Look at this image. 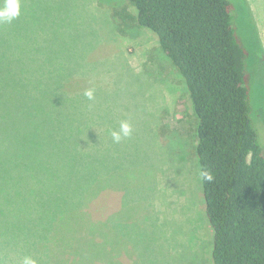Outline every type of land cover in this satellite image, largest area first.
I'll return each mask as SVG.
<instances>
[{
    "label": "rangeland",
    "instance_id": "374dc122",
    "mask_svg": "<svg viewBox=\"0 0 264 264\" xmlns=\"http://www.w3.org/2000/svg\"><path fill=\"white\" fill-rule=\"evenodd\" d=\"M231 1L237 33L248 51L252 119L264 146V0ZM36 4L33 28L23 32L27 50H41L55 64H71L63 73L74 68L78 74L64 79L65 89L84 93L94 89L92 100L85 95L78 99V94L54 96L67 102L48 107L45 113L56 122L48 126L61 129L48 138L53 151L45 156L43 149L37 150L40 135L25 134L19 148L23 161L15 163L17 172L29 173L21 164L29 166L34 159L33 177L55 168L53 196L58 195L50 205L45 203L51 206V221L64 207L79 205L81 193L75 199L71 192L63 198L60 194L68 190L72 178H80L85 164L92 163V197L62 218L61 264H214L213 232L196 155V114L185 80L162 51L157 35L126 17L125 12L136 14L128 0ZM41 107L43 111L46 105ZM9 110L18 116V130L24 125L37 128L44 118L32 104ZM122 121L130 123L132 134L115 143L111 133ZM68 144L74 147V160L69 155L61 164L54 150L68 155L72 151L67 148H73ZM95 154H102L99 165ZM78 182L73 190L84 194L86 186H81V179ZM17 234V226L12 227L9 236ZM68 241L77 255L70 254Z\"/></svg>",
    "mask_w": 264,
    "mask_h": 264
},
{
    "label": "trees",
    "instance_id": "16d2710c",
    "mask_svg": "<svg viewBox=\"0 0 264 264\" xmlns=\"http://www.w3.org/2000/svg\"><path fill=\"white\" fill-rule=\"evenodd\" d=\"M128 1L136 14H124L137 26L157 35L162 51L184 78L193 103L200 171L207 169L214 175L211 182L201 175L205 211L213 232L214 264H264V146L252 119L248 51L237 33L234 3L231 0ZM36 2L22 0L20 16L11 23L0 24V264H20L25 256H35L38 264H61L58 250L62 248L60 238L65 234L62 218L68 211L87 205L95 189L94 176L89 177L95 171L90 167L92 163H88L80 171V178H72L68 190L60 194L63 198L71 192L75 199L81 193L79 205L64 207L58 219L51 221L49 205L58 195L53 196L57 190L55 168L33 177L31 171L36 165L33 159L29 166L21 164L29 173L15 169V163L23 161L19 148L25 134L40 135L37 150L43 149L45 156L53 151L48 138L52 133L58 135L61 129L48 126L56 122L45 117V113L50 111L48 107L67 102L53 97L62 94L84 97L82 90L65 89L64 79L78 74L74 68L63 73L70 63L55 64L54 58L46 57L41 50L34 53L27 50L23 32L33 28L31 16ZM47 37L46 34L45 41ZM31 104L40 110L46 105L41 110L44 118L38 120L37 128L24 125L23 130H18L15 125L18 116L9 109ZM80 122H84V117ZM57 150H54L58 155L55 159L61 164L75 152L74 147L67 148L72 152L61 156ZM99 156L102 154H95L96 165L101 161ZM45 171H49L48 166ZM79 179L81 186H86L84 194L79 189L73 190L80 185ZM87 186H91L89 192ZM47 202L49 205H45ZM14 226L18 234L9 236ZM68 248L70 254L77 255L72 241H68Z\"/></svg>",
    "mask_w": 264,
    "mask_h": 264
},
{
    "label": "clouds",
    "instance_id": "9594fccd",
    "mask_svg": "<svg viewBox=\"0 0 264 264\" xmlns=\"http://www.w3.org/2000/svg\"><path fill=\"white\" fill-rule=\"evenodd\" d=\"M22 10V0H0V24L11 23L20 16ZM84 95L89 99H94V89H87ZM132 127L127 121H122L118 130L111 133L113 141L119 143L123 138L130 137ZM204 180L211 182L214 180V175L210 170H203L201 173ZM20 264H38V261L31 257H23Z\"/></svg>",
    "mask_w": 264,
    "mask_h": 264
}]
</instances>
